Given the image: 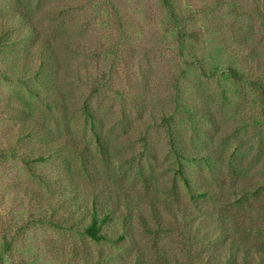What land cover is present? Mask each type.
Segmentation results:
<instances>
[{
    "label": "rangeland",
    "instance_id": "374dc122",
    "mask_svg": "<svg viewBox=\"0 0 264 264\" xmlns=\"http://www.w3.org/2000/svg\"><path fill=\"white\" fill-rule=\"evenodd\" d=\"M170 4L0 0V264L264 256V0Z\"/></svg>",
    "mask_w": 264,
    "mask_h": 264
},
{
    "label": "trees",
    "instance_id": "16d2710c",
    "mask_svg": "<svg viewBox=\"0 0 264 264\" xmlns=\"http://www.w3.org/2000/svg\"><path fill=\"white\" fill-rule=\"evenodd\" d=\"M165 3L168 7H171L170 0H165ZM9 32L10 31L8 30V33ZM7 34L3 35L4 39H7ZM44 159L45 158L43 156L36 158L38 161ZM110 216L111 215L108 213H105L103 216H101L98 208L94 206L89 215L90 222L84 226V232L95 241L109 240L103 230L105 225L110 221ZM121 238H123V236H121ZM244 264H254L248 253L244 255ZM258 264H264V256L261 257V259L258 261Z\"/></svg>",
    "mask_w": 264,
    "mask_h": 264
}]
</instances>
